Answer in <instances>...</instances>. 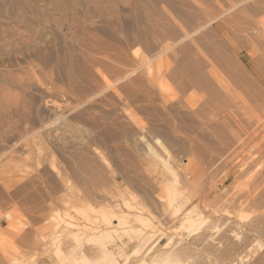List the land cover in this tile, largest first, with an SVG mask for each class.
Instances as JSON below:
<instances>
[{
  "label": "rangeland",
  "instance_id": "rangeland-1",
  "mask_svg": "<svg viewBox=\"0 0 264 264\" xmlns=\"http://www.w3.org/2000/svg\"><path fill=\"white\" fill-rule=\"evenodd\" d=\"M215 3L0 0V264H264V143L200 85Z\"/></svg>",
  "mask_w": 264,
  "mask_h": 264
},
{
  "label": "bare ground",
  "instance_id": "bare-ground-1",
  "mask_svg": "<svg viewBox=\"0 0 264 264\" xmlns=\"http://www.w3.org/2000/svg\"><path fill=\"white\" fill-rule=\"evenodd\" d=\"M215 1L220 10L219 13L215 11L218 13L217 17L222 18L217 23L222 45L220 50H209L210 53L207 50L208 62L210 61L208 74L211 80L201 79L200 85L207 91V94H210L215 118L225 122L226 127L230 124L236 127L237 130L233 133L235 137L264 143V49L261 44V36L264 34V1L234 0L238 7L231 2L233 0ZM248 1L253 2L247 3ZM242 40L246 42V45L238 43ZM183 53L181 62L183 64L187 62L186 65L191 64L189 68L194 73L197 67H194L195 55L192 52V54ZM244 53L248 56L246 61L242 60ZM178 62H176L178 65L182 64ZM71 132L66 127L60 139L68 140L73 133Z\"/></svg>",
  "mask_w": 264,
  "mask_h": 264
}]
</instances>
